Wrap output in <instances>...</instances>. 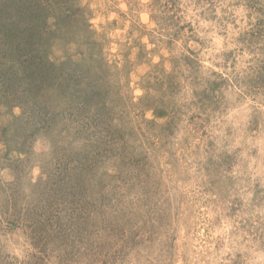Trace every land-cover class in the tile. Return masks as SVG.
<instances>
[{"label": "rangeland", "instance_id": "1", "mask_svg": "<svg viewBox=\"0 0 264 264\" xmlns=\"http://www.w3.org/2000/svg\"><path fill=\"white\" fill-rule=\"evenodd\" d=\"M0 264H264V0H0Z\"/></svg>", "mask_w": 264, "mask_h": 264}]
</instances>
